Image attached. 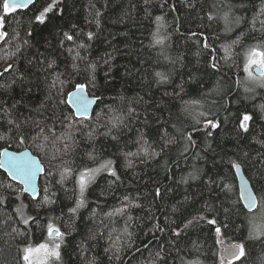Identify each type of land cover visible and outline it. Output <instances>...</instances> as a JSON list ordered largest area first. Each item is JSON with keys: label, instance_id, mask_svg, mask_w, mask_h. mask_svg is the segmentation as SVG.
<instances>
[{"label": "trees", "instance_id": "trees-1", "mask_svg": "<svg viewBox=\"0 0 264 264\" xmlns=\"http://www.w3.org/2000/svg\"><path fill=\"white\" fill-rule=\"evenodd\" d=\"M4 2L0 151L29 149L44 173L33 200L0 170V264H24L49 224L64 234L50 264H221L224 244L243 245L231 264H264V88L244 71L264 50V0H36L7 14ZM78 85L99 98L89 118L67 105ZM105 161L116 176L81 197L78 174Z\"/></svg>", "mask_w": 264, "mask_h": 264}, {"label": "snow or ice", "instance_id": "snow-or-ice-1", "mask_svg": "<svg viewBox=\"0 0 264 264\" xmlns=\"http://www.w3.org/2000/svg\"><path fill=\"white\" fill-rule=\"evenodd\" d=\"M29 2L34 3L35 0H11L9 3V0H5L3 5V10L7 14L9 12L10 7L12 9H18V8H25ZM52 5H49L46 7L43 11L40 12V14L36 17L37 21L42 22V18L45 16V14L50 11ZM227 14H225V20H227ZM161 19L160 17H157V20ZM264 24V22H262ZM3 26V20L0 19V28ZM6 33L0 31V41H2L6 37ZM67 35V34H66ZM69 40L72 39V37L69 35L67 36ZM89 38L91 39V34H89ZM159 42V41H158ZM238 42V41H236ZM234 42V43H236ZM83 47V45H81ZM205 47H208L207 44H205ZM224 51L227 53L229 51L228 48H225ZM215 67V64L212 65ZM11 65H9L8 68L5 69V71H8L11 69ZM95 67L94 65L92 66ZM244 71L247 73L248 78L251 80H254L257 82V86L264 88V50H260L258 47H252L250 48L246 53V63L244 66ZM255 72V75H254ZM3 73H0L2 75ZM159 75V74H157ZM55 83V82H54ZM84 85H78L77 91L78 93L83 92ZM247 90V89H246ZM95 99H99L98 97ZM73 103L76 105V112L80 114L81 118H84L85 114L88 111L89 104L93 103V100H89L86 97L77 94ZM132 110L129 109V112ZM203 115V113H201ZM67 119V117H65ZM250 117L245 116L244 121L249 120ZM11 123V121H10ZM109 123H111L112 127H118L123 123V119L120 115H114L110 118ZM216 125L213 124V127ZM19 127V125H17ZM68 128H71L72 125L69 123L67 125ZM242 128H245L246 130V124H241ZM44 133V129L40 130V133L37 134V139L41 134ZM91 135V133H89ZM55 136V134H53ZM44 141H48L49 137L47 135L43 136ZM23 142V138H21V141ZM38 147L43 150V145H38ZM27 155V154H25ZM129 155H135L134 153H130ZM155 155V153L153 154ZM0 157H5L6 159H0V166L8 165L10 170H13L14 175H18L20 180L23 181L25 185L31 186V181L35 175L34 171V165L35 161L23 159V158H17L10 154L6 149L3 152H0ZM112 161H106L105 163L101 164L100 168H93V169H85L84 171H81L79 173V191L81 194V197L83 196V193L88 186V184L95 178V174L98 173L101 169H106L109 171V174L112 176H116V172L114 169L111 168ZM235 167H239V165H235ZM119 179V177H116ZM24 191H28V187H25L23 189ZM34 190V189H33ZM248 203L245 205L246 208L252 209L255 204V198L251 192L248 193L246 197ZM125 200H127V197H125ZM84 201L83 199H80L77 201L76 207L79 208L83 205ZM138 206V205H136ZM19 211V209H17ZM73 212L76 211V209H72ZM123 209H117L116 212L120 213ZM113 213H108L109 216H111ZM129 220H131V217H129ZM25 224L28 223V220L24 221ZM191 223V221H189ZM209 223H215L214 221H209ZM187 227V225H185ZM124 231L127 233V228L124 229ZM217 234L220 233V229H216ZM63 233L59 231V229L55 228L53 225H48V237L51 243V246L49 242L40 243L37 246H29L23 249V261L24 264H50V261L53 259L58 261L60 259V246L63 239ZM129 237L131 236V233H128ZM176 235H179V233H176ZM54 237V238H53ZM238 250V251H237ZM119 251V249H117ZM245 254L243 245H232L230 249H227L225 251V257L222 259L221 264H224V259H228L229 264H231L232 258L239 259L241 256ZM157 256H159V253H157ZM162 258V257H161Z\"/></svg>", "mask_w": 264, "mask_h": 264}, {"label": "water", "instance_id": "water-1", "mask_svg": "<svg viewBox=\"0 0 264 264\" xmlns=\"http://www.w3.org/2000/svg\"><path fill=\"white\" fill-rule=\"evenodd\" d=\"M10 2H11V0H9V3ZM32 4H33L32 2H29V4L25 8L29 7ZM25 8H18V10L25 9ZM11 10H13V9L10 7L9 11H11ZM1 18H3L2 15H1ZM0 77H1V75H0ZM77 94L82 95V96L86 97L89 100H93V103L89 104L88 111H87V113L84 116V118H89L92 115L93 110L95 108L96 99H95V97L90 96L87 93L85 88H84L83 92H80V93H78L77 87L75 89H73L72 91H70L68 93V95H67L66 102H67L68 107L71 109V111H72V113H73V115H74V117L76 119H82L80 117V114H78L76 112V105L73 103V101H74V99H75ZM5 149H2L0 152H3ZM6 150L10 154H12L13 156H15L17 158L28 159V160H32V161L36 162L35 165H34L35 175H34L32 181H31V186L25 185L23 183V181L20 180L18 175H14L13 174V170H10L8 165L5 164L3 166H0V170L2 172H4L7 175V177L12 182H14V183H16V184L21 186L22 192L24 194L29 196L31 199L36 200L38 198V196H39L38 181H39L40 176L44 173V167H43L42 163L40 162L39 158L36 157L34 154H32V152L29 149H23V150H20V151H14V150H11V149H6ZM25 154H27V155H25ZM0 159H6V158L5 157H0ZM234 170H235V175H236V178H237V187H238L240 198H241V201H242L244 207L248 203L246 197H247L249 192H251L253 194L254 198H255L256 204H255V206L252 209H249V208L245 207L247 212H253L256 209V207H257L256 195L254 194V192H253L248 180L246 179L245 175L243 174L242 169L240 167H238V168L235 167ZM25 187H28V191H24L23 190ZM232 245H236V244L225 245L223 247V249H222V257L223 258L225 257V251L227 249H230ZM232 259H234V258H232ZM225 260H228V259H225Z\"/></svg>", "mask_w": 264, "mask_h": 264}, {"label": "rangeland", "instance_id": "rangeland-1", "mask_svg": "<svg viewBox=\"0 0 264 264\" xmlns=\"http://www.w3.org/2000/svg\"><path fill=\"white\" fill-rule=\"evenodd\" d=\"M171 7H172V3H171ZM1 19H2V18H1ZM0 31H2V30H0ZM2 32H3V31H2ZM245 73H246V72H245ZM254 75H255V72H254ZM246 79H248V80H247V87H248V88H252L253 86L257 85V82H256V81L251 80V79L248 78L247 73H246ZM105 162H106V161H105ZM105 162H102V163L98 164L97 166H93V167H91V168H87V169L100 168L101 164H103V163H105ZM111 168H112V166H111ZM84 170H85V169H84ZM84 170H82V171H84ZM102 172H109V171L106 170V169H101L98 173L95 174V177H97V176H98L100 173H102ZM78 180H79V174H78V176H77V178H76V183H77L78 188H79ZM59 231H60V230H59ZM46 236H47L46 240L43 241L42 243L49 242V244H50V246H51V243H50V240H49V237H48V230H47V234H46ZM53 238H54V237H53ZM225 245H230V244H224V245L221 246V255H222V249H223V247H224ZM35 246H37V245H35ZM35 246H34V247H35Z\"/></svg>", "mask_w": 264, "mask_h": 264}, {"label": "bare ground", "instance_id": "bare-ground-1", "mask_svg": "<svg viewBox=\"0 0 264 264\" xmlns=\"http://www.w3.org/2000/svg\"><path fill=\"white\" fill-rule=\"evenodd\" d=\"M1 72V71H0Z\"/></svg>", "mask_w": 264, "mask_h": 264}]
</instances>
